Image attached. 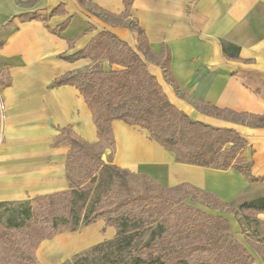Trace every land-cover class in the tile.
Here are the masks:
<instances>
[{
  "label": "crops",
  "instance_id": "obj_1",
  "mask_svg": "<svg viewBox=\"0 0 264 264\" xmlns=\"http://www.w3.org/2000/svg\"><path fill=\"white\" fill-rule=\"evenodd\" d=\"M29 1L0 0V74L9 78L2 85L0 77V201L31 200L68 189L70 146L55 144L63 128L89 143L98 139V128L79 90L70 84L52 85L64 73L85 70L94 62L90 58L68 61L61 55L84 48L100 30L109 31L135 51L138 44L135 31L107 22L79 0ZM87 1L116 15L124 11L122 0ZM127 17L137 20L153 53H169V71L177 89L166 82L160 62L147 61L138 53L168 100L193 120L233 129L245 138L236 158L259 180L250 181L233 168L178 161L144 129L118 119L111 121L112 163L165 187L187 184L214 193L229 206L264 197V125L212 116L194 103L202 101L237 113H264V0H132ZM66 19L62 31H52ZM221 42L237 45V58L224 56ZM110 152L103 155L104 160ZM216 210L226 218L234 216ZM257 217L264 220V212ZM229 222L238 242L252 255L251 264H264L248 245V232L236 220ZM111 227L114 235L116 229ZM78 228L54 235V242L45 245L56 251L51 256L43 257V247L36 248L40 264H61L110 238L96 234L94 240L78 243ZM69 239L72 244L66 243Z\"/></svg>",
  "mask_w": 264,
  "mask_h": 264
},
{
  "label": "trees",
  "instance_id": "obj_2",
  "mask_svg": "<svg viewBox=\"0 0 264 264\" xmlns=\"http://www.w3.org/2000/svg\"><path fill=\"white\" fill-rule=\"evenodd\" d=\"M79 1L113 17V24L125 18L132 5V0H122L124 11L116 15L90 1ZM67 23L68 19L52 31H62ZM125 26L138 35L136 51L109 31L100 30L84 48L61 55L68 61L90 58L94 62L85 70L64 73L52 85L70 84L79 90L98 128V139L89 143L63 128L55 144L70 146L68 189L31 200L0 201V264H38L35 252L41 241L98 219L115 227V236L61 264H251L253 257L236 239L228 218L207 209L239 216L248 232V245L264 260V220L257 217L264 212V197L229 206L214 193L187 184L165 187L112 163L111 121L118 119L147 131L150 138L175 151L178 161L220 170L233 168L250 181L259 180L236 158L245 138L233 129L193 120L178 110L138 54L160 62L166 82L177 89L169 71L168 51L153 53L135 18ZM221 48L228 58H237L240 50L225 42ZM98 59L120 68L103 69L95 63ZM0 77L4 78L2 85L9 83L4 72ZM194 103L212 116L264 125V113H237L202 101ZM107 149L111 152L104 160Z\"/></svg>",
  "mask_w": 264,
  "mask_h": 264
},
{
  "label": "rangeland",
  "instance_id": "obj_3",
  "mask_svg": "<svg viewBox=\"0 0 264 264\" xmlns=\"http://www.w3.org/2000/svg\"><path fill=\"white\" fill-rule=\"evenodd\" d=\"M30 3H32L33 2V0H31V1H29ZM86 8L89 10V11H92V12H97V11H95L92 7H90L89 5H87L86 6ZM57 10H58V12L61 10L60 9V7H58L57 8ZM35 13V12H34ZM100 17H102L104 20H106L107 22H110V23H113V22H115V20H114V18L113 17H110V16H107V15H103L102 13H97ZM45 15V14H44ZM129 21H131V19L129 18V17H125V18H123V19H121V20H117V22H118V24H120V25H126ZM142 59V58H141ZM155 61V60H154ZM99 67H101V68H103V69H109V68H111V69H119L120 67L118 66V65H116V64H109L108 62H107V60L106 59H98L96 62H95ZM136 87H138L139 88V86H137V83H135V90H136ZM138 92V91H137ZM138 93H140V91L138 92ZM135 95H137V94H135ZM143 130V129H142ZM145 131V130H144ZM146 133H147V131H146ZM148 134V133H147ZM149 136V135H148ZM150 137V136H149ZM169 151H171L172 153H173V155H175V151H173V150H169ZM108 152V149L106 150V153ZM104 158V157H103ZM177 160V159H176ZM154 181V180H153ZM155 182V181H154ZM93 194H94V192H92L91 193V195H89V202H90V199L92 198V196H93ZM207 211H209V212H211V213H214V214H216L218 211L216 210V209H207ZM228 219L232 222V221H234V220H236L240 225H241V227H242V230L244 229V227L242 226L243 224H242V222H241V220H240V218H239V216H236V215H234V216H231V215H229L228 214ZM3 223H5V221L3 220ZM89 225V224H88ZM87 226V225H86ZM85 226H81V227H79L78 228V231H77V235H78V239H77V241H78V243H80V242H82V243H86V242H88L89 240H94L93 238L95 237V235L96 234H100V235H105V236H108V235H110V238L109 239H111V238H113L114 236H115V234H116V230H115V234L114 235H112L113 233V228L109 225V224H105V222L104 221H101V222H99V224H95L94 226H90V227H88V228H84ZM56 238H55V236L54 237H52L51 239H47L46 241L44 240V241H42L41 243H39V245L37 246V248L38 247H40L41 246V248L43 247V250H44V255H43V257H45V256H51V254L52 253H55L56 251H54V249H48L45 245H49L50 243H53L54 242V240H55ZM56 242H57V240H56ZM70 242V244H72L73 243V241H71L70 239L66 242V243H69ZM60 243V245H62V242H59ZM74 246H76V245H74ZM77 247V246H76ZM85 249H87V248H84V250ZM82 251H83V249H82ZM46 252V253H45ZM81 252V251H80ZM79 253V252H78ZM76 254V253H75ZM59 256V254H57V257ZM74 256V254L72 255V256H70L68 259H66L65 261H63L62 263H66L67 261H69L72 257ZM56 257V258H57ZM37 259V261H38V264H40V262H39V259L38 258H36ZM57 260H59V259H57Z\"/></svg>",
  "mask_w": 264,
  "mask_h": 264
}]
</instances>
